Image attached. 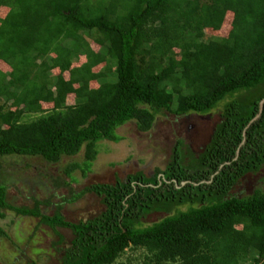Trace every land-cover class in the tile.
Wrapping results in <instances>:
<instances>
[{"label": "trees", "instance_id": "obj_1", "mask_svg": "<svg viewBox=\"0 0 264 264\" xmlns=\"http://www.w3.org/2000/svg\"><path fill=\"white\" fill-rule=\"evenodd\" d=\"M0 61L10 67L0 69V218H38L60 237L62 264H264V188L233 193L264 169V0H0ZM217 110L200 153L180 140L150 177L73 188L74 172H90L99 143L120 142L128 122L145 132L166 113ZM81 153L65 165L69 181L27 162ZM19 183L33 206L10 199ZM87 193L105 209L67 219L63 207ZM152 213L166 215L145 223ZM129 248L144 251L138 261H121Z\"/></svg>", "mask_w": 264, "mask_h": 264}, {"label": "rangeland", "instance_id": "obj_2", "mask_svg": "<svg viewBox=\"0 0 264 264\" xmlns=\"http://www.w3.org/2000/svg\"><path fill=\"white\" fill-rule=\"evenodd\" d=\"M6 11L3 12L5 14ZM231 15L225 21L229 27ZM228 27L221 31L222 36L228 34ZM210 32V31H207ZM98 49L97 45H93ZM83 60V59H82ZM82 62V61H80ZM79 62V63H80ZM0 69L9 72L10 67L1 63ZM54 73H58L54 70ZM68 78V74H66ZM100 82H93V87H98ZM70 104L74 103L73 96L67 100ZM4 99L0 101V105ZM222 119L220 110L206 115L177 116L166 113L159 116L154 127L149 131H141L138 128L137 121H130L120 127L117 132L123 136L120 142L108 140L99 143V155L92 170L86 175L81 170L74 172L76 180L72 182L73 188L80 192L85 187L96 183H114L117 179L125 180L129 174L144 172L147 176H152L157 169H165L169 162L174 147L178 141L183 140L184 148L189 146L195 153H200L210 142L216 125ZM83 153L74 158H65L62 163L47 166L38 159H29L27 162L33 166L47 167L48 174L62 175L66 180H70L63 172L65 165L69 161L81 160ZM21 164V163H20ZM26 175V173H25ZM37 175L36 170L28 171L27 176ZM18 187H11L9 190L10 199L18 205H34L26 199L30 195L29 188L19 183ZM257 187L264 188V169L256 175H248L234 188L233 193L239 196L251 194ZM37 188V187H36ZM48 188L51 189L48 190ZM53 187L47 185V188H38L36 195L39 199H48L53 193ZM60 196H68L69 188H61L57 192ZM54 203L61 201L60 197L53 199ZM46 214H53L55 206H41ZM105 209L100 202V198L94 193H87L83 198L75 203L66 204L62 213L71 221L87 219L101 213ZM6 217L0 218V227L6 232V236L0 239V264H62L61 252L55 245L60 237L49 227L39 223L38 218L19 216L12 211H6ZM165 213H152L144 218L145 223H153L163 218ZM60 232L71 240L72 231L60 229ZM142 250L127 251L120 258L127 262L138 261L143 255ZM138 259V260H137Z\"/></svg>", "mask_w": 264, "mask_h": 264}, {"label": "water", "instance_id": "obj_3", "mask_svg": "<svg viewBox=\"0 0 264 264\" xmlns=\"http://www.w3.org/2000/svg\"><path fill=\"white\" fill-rule=\"evenodd\" d=\"M264 105V101L262 102V106Z\"/></svg>", "mask_w": 264, "mask_h": 264}]
</instances>
